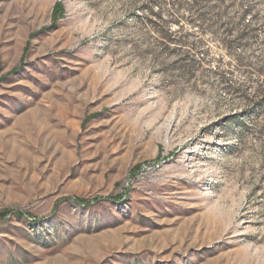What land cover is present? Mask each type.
I'll use <instances>...</instances> for the list:
<instances>
[{
    "label": "rangeland",
    "instance_id": "rangeland-1",
    "mask_svg": "<svg viewBox=\"0 0 264 264\" xmlns=\"http://www.w3.org/2000/svg\"><path fill=\"white\" fill-rule=\"evenodd\" d=\"M159 1L0 0V264H264V0L197 49Z\"/></svg>",
    "mask_w": 264,
    "mask_h": 264
},
{
    "label": "trees",
    "instance_id": "trees-1",
    "mask_svg": "<svg viewBox=\"0 0 264 264\" xmlns=\"http://www.w3.org/2000/svg\"><path fill=\"white\" fill-rule=\"evenodd\" d=\"M152 9V7H151ZM226 7H225V0H172L171 3L166 4L164 1H159V11L156 14V20L153 21L151 19L145 20L144 23L147 24L150 31L153 34L157 35V41L166 46H171L174 44L175 46H178L179 48H186V47H192L193 49H197L198 45L202 43V40L198 41H191L188 36H180V37H174L170 33L169 24H177L180 25L182 22L184 24H188L191 27H199L203 28V32H212L215 28V26L218 23H221L222 20L225 18ZM184 13L187 14L186 18L184 16ZM66 14V9L62 2L56 3L54 6V9L52 11V20L54 23L58 22L61 18H63ZM245 17V14H243L239 20H243ZM165 18H170L171 20H167ZM161 20V21H160ZM226 25L231 28H234L235 25H232L231 22L226 23ZM184 26V25H181ZM246 27L242 33L240 34V38L242 40H245L248 33H251L252 30H247ZM232 30V29H230ZM235 41L232 39L226 40L223 42V45L229 51V53L234 49L235 47ZM238 67H242L245 64V59L242 57H239L236 59ZM197 64L196 60H192L191 65L194 66ZM231 69L224 70L222 74H220V78L224 83L226 84L227 88L229 90H232L234 93H239L245 95V87L243 85H237V84H230L228 75L231 74ZM259 74L263 77L264 76V69L258 70ZM256 93H257V99H258V107H261L262 110H264V84H257L256 87ZM264 117V113H263ZM237 119V118H236ZM235 119V120H236ZM261 137H264V127L261 128L259 132ZM139 167L137 166L133 173H135ZM71 200V199H67ZM74 201L78 204L82 205H90L91 202L88 200L82 199V198H74ZM10 214L22 217V213L19 211H5L1 213V216L3 218H6Z\"/></svg>",
    "mask_w": 264,
    "mask_h": 264
}]
</instances>
